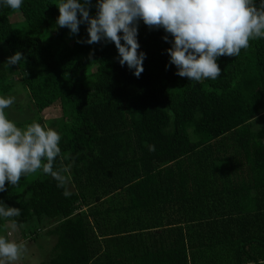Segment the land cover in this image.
Segmentation results:
<instances>
[{
  "label": "trees",
  "instance_id": "1",
  "mask_svg": "<svg viewBox=\"0 0 264 264\" xmlns=\"http://www.w3.org/2000/svg\"><path fill=\"white\" fill-rule=\"evenodd\" d=\"M58 3L23 0L19 28L0 7V96L25 89L37 117L20 127L57 112L54 167L69 181L38 171L6 184L0 203L21 215L0 227L33 224L20 235L33 240L45 222L54 244L40 264H264V128L252 127L264 112V39L220 57L216 80L189 81L169 64L172 37L140 21L137 78L114 43H77L86 24L58 28ZM17 51L26 62L7 66Z\"/></svg>",
  "mask_w": 264,
  "mask_h": 264
},
{
  "label": "clouds",
  "instance_id": "2",
  "mask_svg": "<svg viewBox=\"0 0 264 264\" xmlns=\"http://www.w3.org/2000/svg\"><path fill=\"white\" fill-rule=\"evenodd\" d=\"M23 0H0V7L19 12ZM58 28L78 34L86 24L88 39L77 43H114L121 66L134 75L144 71L146 54L139 51L138 24L149 29H163V39L171 44L166 51L176 75L189 81L216 80L222 74L217 63L222 56L237 57L250 41L264 39V0H96L95 15H90L92 0H59L56 5ZM123 41V43H122ZM26 58L20 51L7 58L6 65H19ZM168 65H166V68ZM15 103L14 96H0V192L18 186L22 177L38 171L51 176L57 186L65 188L68 168L54 167L61 156V136L37 121L18 126L7 117L6 109ZM149 151H155L150 145ZM65 197L71 193L65 190ZM21 215V209L0 203V218ZM11 231L17 229L12 220ZM9 232V236L11 235ZM23 242L0 235V264H15L26 253Z\"/></svg>",
  "mask_w": 264,
  "mask_h": 264
},
{
  "label": "rangeland",
  "instance_id": "3",
  "mask_svg": "<svg viewBox=\"0 0 264 264\" xmlns=\"http://www.w3.org/2000/svg\"><path fill=\"white\" fill-rule=\"evenodd\" d=\"M19 17V13L14 12V14H12L9 18V20L17 28L20 27L21 22V17ZM8 96L15 97V103L10 108L6 109L7 117L10 120L15 123H23L37 117V112L29 103L25 89H22L19 86H14L10 93L4 95V97ZM38 115L43 125H47L48 127L54 129L60 135V120L56 111H48ZM252 127L255 130L264 128V112L252 120ZM71 190V187L68 186L67 191L70 192ZM32 226L33 224L31 226L22 224L20 228H17L15 231H11L8 223H3L0 227V235H5L9 239H13L17 242H23L27 247L26 253L20 260L16 261L15 264L46 263L50 257L51 248L54 244V238L46 235V231L49 226L45 224V222L42 223V226H39V233L33 236V240H31V238H26L25 240L24 237L21 238V231L29 228L31 229ZM10 231L11 235L9 236Z\"/></svg>",
  "mask_w": 264,
  "mask_h": 264
}]
</instances>
